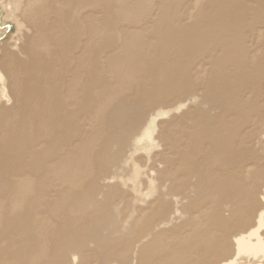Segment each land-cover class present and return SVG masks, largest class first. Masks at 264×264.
<instances>
[{
	"label": "rangeland",
	"instance_id": "obj_1",
	"mask_svg": "<svg viewBox=\"0 0 264 264\" xmlns=\"http://www.w3.org/2000/svg\"><path fill=\"white\" fill-rule=\"evenodd\" d=\"M217 1L218 4L216 0L108 1L94 7V19L80 36L69 33L58 45L46 46L51 65L40 62L47 69H43L46 76H41V105L32 106L33 102L27 100L20 103L13 90L5 96L0 86V111L4 116L0 125L3 130L9 129L6 134L2 132L5 137L0 143V264H181L183 259L186 262L182 264H222L228 259L226 254L236 264H251L245 255H235L234 239L241 226L235 224L239 218L232 216L246 193L230 192L225 186L222 190L227 191L220 192L219 187L223 173L230 177L236 166L243 172L254 167V155L260 158L262 167L264 163V1ZM230 1L232 4H227ZM0 9L10 14L12 8L8 0H0ZM204 15L207 19L203 21ZM181 26L188 30L184 32ZM12 34L1 40L3 69L12 62ZM61 44L63 52L56 51ZM251 72L262 77V86H253L259 96L251 84L244 83ZM26 80L31 83L25 86H35L33 79ZM40 109L44 117L41 120H45L40 128L47 134L39 128L37 141H30L25 153L22 147L28 143L24 137L30 118ZM14 123L19 126L12 136L10 128ZM146 132L151 134L152 142L147 144L152 146L143 144L139 149L136 143L144 135L147 137ZM216 147L221 149L219 155ZM37 156L40 159L35 164ZM28 157L32 161L26 165ZM136 170L140 175L137 183L133 181L137 179L133 174ZM199 180L207 183L200 184ZM25 181L32 183V190L20 196ZM245 181L255 199L260 186H254L251 179ZM208 239L213 240L214 248L207 251ZM176 255L180 256L176 259Z\"/></svg>",
	"mask_w": 264,
	"mask_h": 264
},
{
	"label": "bare ground",
	"instance_id": "obj_2",
	"mask_svg": "<svg viewBox=\"0 0 264 264\" xmlns=\"http://www.w3.org/2000/svg\"><path fill=\"white\" fill-rule=\"evenodd\" d=\"M108 1H113V0H8V4H9V6L12 8L11 9V11H10V14H8L7 12H6V10H4V9H0V10H2L3 11V20H2V24L4 25L5 23H11L14 27H15V31L13 32V34L12 35H10V38H11V42H10V49H11V56H10V58H11V60H12V62H11V64H10V66H7V68L6 69H3V68H0V86H2L1 87V89H2V93L5 95V96H7L9 93H11L12 94V90H13V93L15 94V96H16V99L18 100V102H20L21 103V101L22 100H27V101H29V102H33V104H32V106H34L35 104H36V107L37 106H39V105H41V76L43 75V74H45V76H46V73H43V69H44V67L42 68V65H41V61H44V66H45V64L49 61V55L47 54V53H50V52H47L46 50H45V48H46V46H48V45H51V44H54V45H58L61 41H60V39L63 37L64 39H65V37L66 36H68V35H70L69 33H71V34H73V35H77L78 33H79V36H80V32L81 31H85V29H86V27H87V25H88V27H89V22H90V19L91 18H93L92 17V13H93V9H94V7H99V6H101V5H103L104 3H106V2H108ZM116 1H118V0H116ZM214 1V0H213ZM226 1H228V0H226ZM234 1H236V0H233V2ZM238 1V0H237ZM257 1H264V0H257ZM4 2V1H3ZM209 2V1H208ZM216 2H217V4H218V2L219 1H217L216 0ZM220 2H221V0H220ZM248 2V1H247ZM1 3H2V1H1ZM108 3H110V2H108ZM210 3V2H209ZM223 3V2H222ZM221 3V4H222ZM232 4V2L230 1L229 3L227 2V4ZM212 4V6H214L213 4L214 3H211ZM210 4V5H211ZM221 4H220V7H222L221 6ZM260 4V3H259ZM258 4V5H259ZM4 5V4H3ZM105 5V4H104ZM203 5V4H202ZM209 5V6H210ZM118 6V5H117ZM163 6V5H162ZM215 6H216V4H215ZM246 6V5H245ZM260 6V5H259ZM258 6V7H259ZM7 7V6H6ZM102 7V6H101ZM100 7V8H101ZM115 7H116V5H115ZM130 7V6H129ZM136 7V6H135ZM142 7V6H141ZM164 7V6H163ZM219 6H218V8H220ZM223 7H225V6H223ZM239 7V6H238ZM241 7V6H240ZM262 7V6H261ZM161 8V7H160ZM202 8H203V6H202ZM208 7H206V9H207ZM213 9H214V7H212ZM226 8H227V6H226ZM262 8H264V7H262ZM7 9H9V8H7ZM96 9V8H95ZM123 9V8H122ZM143 9V8H142ZM165 9V8H164ZM205 8H203V10H204ZM247 9L248 10H250L248 7H247ZM246 9V10H247ZM10 10V9H9ZM209 10V9H208ZM225 10V9H224ZM248 10H247V12H248ZM99 11V10H98ZM201 11V10H200ZM207 11V10H206ZM210 11V10H209ZM212 11V10H211ZM215 11V10H214ZM259 11V10H258ZM102 12H104V11H102ZM106 12V11H105ZM228 12V11H227ZM243 12V11H242ZM260 12V11H259ZM199 13V12H198ZM208 13V12H207ZM223 13V12H222ZM221 13V14H222ZM238 13V12H237ZM249 13V12H248ZM253 13V12H252ZM94 14V13H93ZM117 14H118V12H117ZM160 14V13H159ZM202 14H203V12H202ZM201 14V15H202ZM205 14H206V12H205ZM215 14V13H214ZM239 14V13H238ZM251 14V13H250ZM256 14H257V12H256ZM262 14V13H261ZM107 15V14H106ZM207 15V14H206ZM209 15V14H208ZM213 15V14H212ZM236 15V14H235ZM242 15V14H241ZM263 15H264V13H263ZM165 16V15H164ZM199 16H200V14H199ZM205 16V15H204ZM218 16V15H217ZM237 16H239V15H237ZM246 16V18H247V15H244L243 17H245ZM248 16H249V14H248ZM259 16H261V15H259ZM100 17V16H99ZM210 17V16H209ZM219 17V16H218ZM254 17V16H253ZM255 17H256V15H255ZM170 18V17H169ZM197 18V17H196ZM198 18H200V17H198ZM206 18V16L204 17V18H200L201 20H203V19H205ZM211 18H214V17H212L211 16ZM242 18V17H241ZM240 18V19H241ZM94 19V18H93ZM107 19V18H106ZM207 19V18H206ZM245 19V18H244ZM248 19V18H247ZM250 19V18H249ZM259 19H260V17H259ZM263 19V18H262ZM220 20V19H219ZM252 20V19H251ZM10 21H12V22H10ZM93 21V20H92ZM115 21H117V20H115ZM199 21V20H198ZM204 21V20H203ZM241 21V20H240ZM254 21V20H253ZM261 21H263V20H261ZM97 22V21H96ZM100 22V21H99ZM131 22V21H130ZM143 22V21H142ZM201 21H199V23H200ZM246 22V21H245ZM258 22V21H257ZM92 23V22H91ZM136 23V22H135ZM138 23V22H137ZM223 23V22H222ZM181 24V23H180ZM257 24V23H256ZM92 25V24H91ZM101 25V24H100ZM135 25V24H134ZM164 25V24H163ZM205 25V24H204ZM235 25H237V24H235ZM242 25H244V23L242 24ZM241 25V26H242ZM96 26V25H95ZM166 26H168V25H166ZM193 26V25H192ZM195 26H197V25H195ZM209 26V25H208ZM231 26V25H230ZM240 26V25H239ZM246 26V25H245ZM91 27V26H90ZM171 27H173V26H171ZM185 27H186V25H185ZM199 27H201V26H199ZM206 27H207V25H206ZM205 27V28H206ZM226 27V26H225ZM229 27V26H228ZM228 27H227V29H228ZM95 28V27H94ZM181 28V30L183 29L182 28V26L180 27ZM201 28H203V27H201ZM233 28V27H232ZM245 28V27H244ZM248 29L250 28V27H247ZM252 28V27H251ZM84 29V30H83ZM168 29H169V27H168ZM185 29V28H184ZM183 29V30H184ZM235 30H236V28H234ZM239 29V28H238ZM241 29V28H240ZM0 36L1 35H3L4 33H6V31H7V29L6 28H0ZM87 30V29H86ZM96 30V29H95ZM137 30V29H136ZM139 30H141V29H139ZM173 30V29H172ZM186 30H188V29H185L184 30V32L186 31ZM190 30V29H189ZM198 30V29H197ZM203 30V29H202ZM235 30H234V32H235ZM100 31V30H99ZM154 31H155V29H154ZM163 31V30H162ZM162 31H160V32H162ZM166 31H167V29H166ZM165 31V32H166ZM169 31V30H168ZM177 31V30H176ZM192 31V30H191ZM195 31V30H194ZM218 31V30H217ZM159 32V31H158ZM164 32V33H165ZM193 32V31H192ZM202 32V31H201ZM225 32V31H224ZM232 32V31H231ZM244 32V31H243ZM82 33V32H81ZM88 33V32H87ZM157 33V32H156ZM166 33H168V32H166ZM178 33V32H177ZM180 33V32H179ZM181 33H182V31H181ZM214 33H215V31H214ZM9 34H11V33H9ZM8 34V35H9ZM95 34V33H94ZM132 34V33H131ZM136 34V33H135ZM162 34V33H161ZM169 34V33H168ZM171 34H172V32H171ZM173 34H174V32H173ZM189 34V33H188ZM199 34H201V33H199ZM244 34V33H243ZM7 35V36H8ZM86 35V34H85ZM139 35V34H138ZM157 35V34H156ZM163 35V34H162ZM175 35H176V33H175ZM179 35H181V34H179ZM185 35V34H184ZM190 35V34H189ZM193 35L194 34H192V37H193ZM236 35V34H235ZM240 35H241V33H240ZM168 36V35H167ZM167 36H165V38L167 37ZM169 36H170V34H169ZM168 36V37H169ZM182 36V35H181ZM203 36V35H202ZM205 36H206V34H205ZM204 36V37H205ZM215 36V35H214ZM223 36V35H222ZM228 36V35H227ZM75 37V36H74ZM123 37H124V34H123ZM148 37V36H147ZM172 37V36H171ZM174 37H176V36H174ZM185 37V36H184ZM186 37H187V35H186ZM194 37H196V36H194ZM197 37H200V35L199 36H197ZM217 37V36H216ZM228 37H230V36H228ZM62 38V39H63ZM67 38V37H66ZM70 38H71V36H70ZM73 38V37H72ZM79 38V37H78ZM77 38V39H78ZM93 38H94V36H93ZM98 38V37H97ZM161 38V37H160ZM173 38V37H172ZM182 38H183V36H182ZM203 38V37H202ZM208 38V37H207ZM76 39V40H77ZM163 38H161V40H162ZM210 39V38H209ZM209 39H207V40H209ZM176 40H178V39H176ZM189 40V39H188ZM190 40H192V39H190ZM225 40V39H224ZM72 40H70V42H71ZM73 41H74V39H73ZM146 41H147V39H146ZM67 42V41H66ZM69 42V41H68ZM78 42V41H77ZM90 42V41H89ZM161 42H163V41H161ZM167 42V41H166ZM170 42H171V40H170ZM174 42V41H173ZM173 42H171V43H173ZM180 42V41H179ZM182 42V41H181ZM187 42V41H186ZM217 42V41H216ZM63 43V42H62ZM75 43V42H74ZM106 43V42H105ZM145 43V42H144ZM158 43H160V42H158ZM177 43V42H176ZM184 43V42H183ZM182 43V44H183ZM206 43V42H205ZM0 44H1V42H0ZM65 44V43H64ZM120 44V43H119ZM190 44V43H189ZM193 44V43H192ZM203 44V43H202ZM221 44V43H220ZM224 44V43H223ZM229 44V43H228ZM236 44H237V42H236ZM53 45V46H54ZM63 44H61L59 47H57L56 48V51L57 50H59L60 48H61V46H62ZM72 45V44H71ZM70 45V46H71ZM74 45V44H73ZM72 45V47L74 48V46ZM101 45V44H100ZM171 45V44H170ZM186 45V44H185ZM197 45V44H196ZM222 45V44H221ZM225 45V44H224ZM231 45V44H230ZM235 45V44H234ZM52 46V45H51ZM66 46H68V45H66ZM153 46V45H152ZM158 46V45H157ZM179 46V45H178ZM183 46H184V44H183ZM193 46H195V44L193 45ZM205 46V45H204ZM211 46V45H210ZM217 46V45H216ZM50 47V46H49ZM90 47V46H89ZM131 47V46H130ZM151 47V46H150ZM186 47V46H185ZM184 47V48H185ZM188 47H191V46H188ZM187 47V48H188ZM196 47H198V46H196ZM55 48V47H54ZM76 48H78V47H76ZM75 48V49H76ZM133 48V47H132ZM151 48H153V47H151ZM150 48V49H151ZM169 48V47H168ZM173 48V47H172ZM180 48V47H179ZM183 48V47H182ZM182 48H180V49H182ZM205 48H207V47H205ZM228 48V47H227ZM233 48V47H232ZM236 48V47H235ZM47 49V48H46ZM63 49V48H62ZM62 49H60L61 51H62ZM69 49V48H68ZM87 49V48H86ZM99 49V48H98ZM155 49V48H154ZM167 49V48H166ZM176 49H178V48H176ZM199 49V48H198ZM240 49V48H239ZM41 50V51H40ZM51 50V49H50ZM55 50V49H54ZM132 50H134V49H132ZM173 50V49H172ZM183 50V49H182ZM189 50V49H188ZM187 50V51H188ZM192 50H195V49H192ZM234 50V49H233ZM0 51H1V48H0ZM43 51V52H42ZM49 51V50H48ZM56 51H54V52H56ZM64 51H66L65 50V48H64ZM105 51V50H104ZM147 51V50H146ZM166 51V50H165ZM190 51V50H189ZM188 51V52H189ZM197 51V50H196ZM237 51V50H236ZM63 52V51H62ZM75 52V51H74ZM86 52V51H85ZM142 52V51H141ZM172 52V51H171ZM177 52V51H176ZM182 52V51H181ZM188 52H186V53H188ZM191 52V51H190ZM194 52V51H193ZM233 52V51H232ZM67 53V52H66ZM123 53V52H122ZM237 53V52H236ZM52 54V53H51ZM57 54V53H56ZM59 54V53H58ZM60 54H64V53H60ZM70 54V53H69ZM90 54V53H89ZM112 54V53H111ZM179 54H180V51H179ZM182 54V53H181ZM191 54V53H190ZM68 55V54H67ZM118 55V54H117ZM122 55V54H121ZM178 54H176V56H177ZM188 55H189V53H188ZM231 55V54H230ZM51 56V55H50ZM65 56H66V54H65ZM72 56V55H71ZM74 56V55H73ZM85 56V55H84ZM111 56V55H110ZM126 56V55H125ZM194 56V55H193ZM212 56V55H211ZM68 57H69V55H68ZM67 57V58H68ZM122 57V56H121ZM146 57V56H145ZM178 57V56H177ZM177 57H176V59H177ZM187 56H185L184 58H186ZM61 58V57H60ZM64 57H62L61 58V60L63 59ZM73 58V57H72ZM71 58V59H72ZM127 58V57H126ZM38 59V60H37ZM71 59H69V60H71ZM75 59V58H74ZM92 59V58H91ZM117 59V58H116ZM135 59V58H134ZM138 59H139V56H137V58L134 60V62L136 63V62H138ZM213 59V58H212ZM220 59V58H219ZM55 60H57L56 58H55ZM65 60V59H64ZM69 60H68V62H69ZM125 60V59H124ZM146 60V59H145ZM180 59H177V61H179ZM81 61H83V60H81ZM86 61V60H85ZM131 61V60H130ZM182 61V60H181ZM50 62V61H49ZM48 62V63H49ZM90 62H91V60H90ZM129 62V61H128ZM221 62V61H220ZM39 63V65H38V67L37 68H35L36 66H37V64ZM65 63V62H64ZM81 63V62H80ZM182 63H185V62H182ZM211 63V62H210ZM213 63V62H212ZM219 63V62H218ZM15 64H16V66H15ZM50 65H51V63H49ZM54 64V63H53ZM69 64H70V62H69ZM82 64V66H83V63H81ZM90 64V63H89ZM124 64V63H123ZM129 64V63H128ZM137 64V63H136ZM48 65V64H47ZM55 65H56V63H55ZM61 65V64H60ZM64 65V64H63ZM71 65H72V63H71ZM132 65V64H131ZM147 65V64H146ZM213 65V64H212ZM73 66V65H72ZM93 66V65H92ZM50 67V66H49ZM56 67V66H55ZM75 67V66H74ZM87 67H89V66H87ZM134 67V66H133ZM184 67H185V65H184ZM222 67V66H221ZM35 68V69H34ZM48 68V67H47ZM63 68H65V67H62V69ZM71 68V67H70ZM173 68V67H172ZM178 68V67H177ZM49 69V68H48ZM66 69H68L69 70V68H66ZM84 69V68H83ZM91 69V71H92V68H90ZM179 69V68H178ZM224 69V68H223ZM259 69V68H258ZM44 70H47L46 68L44 69ZM51 70H52V67H51ZM87 70H89V69H87ZM116 70V69H115ZM122 70V69H121ZM173 70V69H172ZM175 70V69H174ZM214 70H216L215 68H214ZM49 71V70H48ZM58 71V70H57ZM62 71V70H61ZM67 71V70H66ZM65 71V72H66ZM82 71V70H81ZM117 71V70H116ZM134 71V70H133ZM146 71V70H145ZM182 71V70H181ZM263 71V70H262ZM44 72H46V71H44ZM52 72V71H51ZM83 72V71H82ZM124 72V71H123ZM136 72V71H135ZM139 72V71H138ZM177 72V71H176ZM220 72V71H219ZM229 72V71H228ZM43 73V74H42ZM54 73V72H53ZM56 73H58V72H56ZM62 73V72H61ZM68 73H69V71H68ZM92 75H93V73L92 72H90ZM130 73V72H129ZM172 73H173V71H172ZM226 73V72H225ZM246 73V72H245ZM48 74V73H47ZM50 74V73H49ZM88 74V73H87ZM137 74V73H136ZM175 74V73H174ZM218 74V73H217ZM221 74V73H220ZM227 74V73H226ZM240 74V73H239ZM51 75V74H50ZM49 75V76H50ZM55 75V74H54ZM85 74H83V76H84ZM177 75V74H176ZM187 75V74H186ZM257 75H259V74H256V73H248V74H246V81H248V82H245L244 81V83L245 84H251V86H252V88H254L253 86H258L259 84H260V81L262 80L261 78L262 77H260V76H257ZM44 76V75H43ZM48 76V75H47ZM52 77H54L53 75H51ZM59 76H60V73H59ZM62 76V75H61ZM60 76V77H61ZM118 76H119V74H118ZM179 76H180V74H179ZM178 76V77H179ZM182 76V75H181ZM224 76V75H223ZM66 77V76H65ZM86 77V76H85ZM130 77V76H129ZM176 77V76H175ZM177 77V78H178ZM33 79L34 80V84H35V86H33V87H27V86H25V84H28V83H31V81H29V80H26V79ZM45 78V77H44ZM47 78V77H46ZM56 78V77H55ZM73 78V77H72ZM91 78V77H90ZM131 78H132V76H131ZM228 78V77H227ZM62 79V78H61ZM82 79H84V78H82ZM121 79V78H120ZM208 79H210V78H208ZM232 79H233V77H232ZM264 79V78H263ZM48 80V79H47ZM55 80H57V79H55ZM59 80V79H58ZM87 80H88V78H87ZM130 80V79H129ZM128 80V81H129ZM135 80V79H134ZM169 80V79H168ZM172 80H174V78L172 79ZM176 80V79H175ZM63 81V80H62ZM75 81V80H74ZM132 81V80H131ZM263 81V80H262ZM261 81V82H262ZM51 82V81H50ZM53 82H54V80H53ZM58 82V81H57ZM124 82V81H123ZM167 82V81H166ZM178 82V81H177ZM48 83V82H47ZM62 83V82H61ZM79 83V82H78ZM80 83H81V81H80ZM79 83V84H80ZM83 83V82H82ZM172 85H174V81H172ZM208 83H209V81H208ZM212 83V82H211ZM218 83V82H217ZM243 83V82H242ZM44 84V83H43ZM51 84H52V82L50 83V86H51ZM76 84V83H75ZM79 84H77V85H79ZM124 84H125V82H124ZM132 84V83H131ZM130 84V85H131ZM176 84V83H175ZM210 84V83H209ZM262 84V83H261ZM260 84V85H261ZM264 84V83H263ZM49 85V84H48ZM47 85V86H48ZM55 85V84H54ZM53 85V86H54ZM122 85H123V83H122ZM171 85V86H172ZM259 85V86H260ZM52 86V88H54ZM71 86V85H70ZM171 86L169 87V88H171ZM175 86V85H174ZM173 86V87H174ZM258 86V88H260ZM262 86V85H261ZM76 87V86H75ZM47 88V87H46ZM55 88H56V86H55ZM70 88V87H69ZM73 88H74V86H73ZM79 88V87H78ZM123 88H125V87H123ZM175 88V87H174ZM235 88V87H234ZM255 89V88H254ZM48 90H49V88H48ZM68 90V89H67ZM166 90V89H165ZM256 90V89H255ZM69 91V90H68ZM74 91V90H73ZM168 91H170V90H168ZM257 91V90H256ZM48 92V91H47ZM72 92V91H71ZM161 92V91H160ZM164 92V91H163ZM166 92H167V90H166ZM255 92V91H254ZM253 92V93H254ZM258 92V91H257ZM263 92V91H262ZM51 93V92H50ZM157 93H159V92H157ZM165 93V92H164ZM168 93V92H167ZM44 94V93H43ZM71 94V93H70ZM73 94V93H72ZM71 94V95H72ZM159 94H162V92L161 93H159ZM158 94V95H159ZM166 94V93H165ZM169 94H170V92H169ZM259 92H258V96H259ZM183 95V94H182ZM191 95V94H190ZM189 95V96H190ZM254 95V94H253ZM264 95V94H263ZM22 96H24L23 98H22ZM47 96V95H46ZM162 96V95H161ZM161 96H160V98H161ZM164 96V95H163ZM43 97V96H42ZM48 97V96H47ZM180 97V96H179ZM185 97V96H184ZM255 97V96H254ZM262 97V96H261ZM45 98V97H44ZM159 98V97H158ZM159 98V99H160ZM165 98V97H164ZM46 99V98H45ZM186 99H189V97L188 98H186ZM257 99V98H256ZM263 99H264V97H263ZM262 99V100H263ZM47 101H48V99H46ZM180 100V99H179ZM178 100V101H179ZM190 100V99H189ZM251 100V99H250ZM249 100V101H250ZM174 101V100H173ZM200 101V105H201V102H202V99H200L199 100ZM248 101V102H249ZM253 101H255V98H253ZM253 101H251V102H253ZM192 102H193V99H192ZM257 102V101H256ZM45 103V102H44ZM175 103V102H174ZM173 103V104H174ZM177 103V102H176ZM175 103V104H176ZM179 103V102H178ZM182 103H183V101H182ZM199 103V102H198ZM254 103V102H253ZM184 104V103H183ZM246 104V103H245ZM252 104V103H251ZM44 105V104H43ZM192 105V104H191ZM199 105V104H198ZM45 106V105H44ZM250 106V108H251V105H249ZM252 106H254V105H252ZM179 107H181L180 105H179ZM247 107H248V104H247ZM254 108V107H253ZM0 109H1V106H0ZM174 109H176V108H174ZM240 109V108H239ZM252 109V108H251ZM259 109V108H258ZM257 109V110H258ZM42 110L40 109L39 111H36L35 112V114H34V116H33V118H30V127H29V129H27V134L25 135V137H24V140H27L28 141V143L25 145V146H23L22 147V149L25 151V153L28 151V149L30 148V141L32 142V143H34V140L35 141H37V139H38V133H39V128H40V124H41V121H44L45 122V120H41L42 119V117H43V112H41ZM253 111V110H252ZM42 114V115H41ZM238 114H239V112H238ZM259 114H261V113H258V115ZM160 115H164V114H160ZM257 115V114H256ZM45 116V115H44ZM235 116V115H234ZM260 116V115H259ZM232 117V116H231ZM237 117H238V115H237ZM2 118L4 119V116L1 114V111H0V123H1V121H2ZM31 119L33 120V121H31ZM43 119H44V117H43ZM232 119V118H231ZM234 120H235V118H233ZM244 119V118H243ZM245 119H247V117L245 118ZM233 121V120H232ZM243 121L244 120H242V123H243ZM247 121H250L249 119L247 120ZM229 122H230V119H229ZM19 123V122H18ZM18 123L16 124V123H14L12 126H11V128H10V133H11V135L12 136H14V132H17L18 131ZM234 123V122H233ZM240 123V122H239ZM241 123V124H242ZM43 124H45V123H43ZM231 124H232V122H231ZM243 124H245V122L243 123ZM240 125V124H239ZM246 125V124H245ZM244 125V126H245ZM41 126H43V125H41ZM45 126V125H44ZM234 126V125H233ZM26 127H27V125H26ZM46 127V126H45ZM226 127V126H225ZM227 127H229V126H227ZM240 127H241V125H240ZM240 127H238V128H240ZM43 128V127H42ZM7 128H5L4 130H3V128L1 129V125H0V143L2 144V139L5 137L4 135H3V133L4 134H6V132L9 130V129H7ZM45 129V128H44ZM43 129V130H44ZM155 129V128H154ZM226 129V128H225ZM230 129V128H229ZM3 130V131H2ZM29 130V131H28ZM40 130L42 131V129L40 128ZM151 130V129H150ZM220 131V128L218 127V129H217V131ZM222 130H223V126H222ZM232 130H234V127H233V129ZM231 130V131H232ZM236 131H237V129H235ZM234 130V131H235ZM205 131V130H204ZM3 132V133H2ZM43 132V131H42ZM45 133H46V131H44ZM44 132H43V134H44ZM223 131H221V133H222ZM229 132V131H228ZM41 133V132H40ZM189 133V132H188ZM230 133V132H229ZM229 133H227V134H229ZM47 134V133H46ZM45 134V135H46ZM146 134H147V137L144 135L143 137H142V139L138 142V143H136V147L137 148H139L140 149V147L144 144L145 146H147V147H149L150 148V145L149 144H147V143H150V142H152L151 140V138L152 137H150L151 136V134H150V136H148L149 135V133H147L146 132ZM195 134V133H194ZM206 135H207V133H205ZM219 134H220V132H219ZM226 134V133H225ZM226 134V135H227ZM234 134H236V133H234ZM239 134V133H238ZM44 135V136H45ZM202 135V134H201ZM205 135V136H206ZM222 135V134H221ZM231 135H233L232 134V132H231ZM199 136V135H198ZM223 136V135H222ZM228 136H230V135H228ZM40 137V136H39ZM208 137V136H207ZM231 137H233V136H231ZM42 138H43V136H42ZM42 138H41V140H42ZM92 138H94V137H92ZM191 138V137H190ZM213 138V137H212ZM223 138H227L228 140H229V138L228 137H224L223 136ZM222 138V139H223ZM235 138H236V136H235ZM90 139V138H89ZM151 139V140H150ZM185 139V138H184ZM201 139V138H200ZM40 140V141H41ZM88 140V139H87ZM213 140H214V138H213ZM221 140V139H220ZM216 141V140H215ZM223 141V140H222ZM225 141H227L226 139H225ZM233 140H231L230 142H232ZM39 142V141H38ZM88 142V141H87ZM220 143V142H219ZM228 143V142H227ZM91 144V143H90ZM218 144V143H217ZM229 144V143H228ZM232 144V143H231ZM230 144V145H231ZM92 145V144H91ZM223 145V144H222ZM229 145V147H231ZM245 145V144H244ZM152 146V145H151ZM217 146V145H216ZM218 146H220V145H218ZM91 147V146H90ZM86 148V150L88 151L89 149H91V148ZM143 148H145V147H143ZM199 148V147H198ZM222 148V147H221ZM235 148V147H234ZM154 149V148H153ZM79 150V149H78ZM145 150V149H144ZM187 150V149H186ZM216 150H217V147H216ZM220 151H221V149H219ZM219 150H217V153L219 152ZM222 150H223V148H222ZM80 151V150H79ZM149 151V150H148ZM189 151V150H188ZM195 151V150H194ZM234 151V150H233ZM238 151V150H237ZM91 152V151H90ZM147 152V151H146ZM184 152V151H183ZM187 152V151H186ZM78 153V152H77ZM216 153V152H215ZM221 153V152H220ZM220 153H218V155L220 154ZM246 153V152H245ZM89 154V153H88ZM223 154V153H222ZM230 154V153H229ZM251 154V153H250ZM258 155H262L261 153H257ZM81 155H82V152H81ZM232 155V154H231ZM26 156H28L27 154H26ZM73 156V155H72ZM78 156V155H77ZM220 156H222V155H220ZM245 156V155H244ZM90 157V156H89ZM218 157V156H217ZM224 157V156H223ZM73 158V157H72ZM83 158V157H82ZM221 158V157H220ZM253 158H255V163L254 162H252V163H254V167H251V168H249L247 171H246V168L244 169V172H243V169L241 170L240 168H237V166H236V169H234L235 171L234 172H229V173H231V175H230V177H228V174L226 173V174H224L223 173V176H222V179L220 180V192H222V191H224V190H226V188H228V190L230 191V192H233V191H243V193H244V191H245V193H246V195L244 196L245 197V200L243 199V202H242V204L241 205H239L238 207L237 206H235V209H233V211H232V216L234 217V218H236V217H238L239 219L238 220H236L235 221V224H237L236 226H241L240 228H237V230L238 229H240V234H238V235H236L235 236V239H234V242H235V248H236V253H235V255H245L246 256V258H244V259H248V258H250L251 259V261H249V263H251V264H262V263H264V163H263V167L261 166V160H260V158L258 157V156H255L254 155V157ZM39 159H40V157L39 156H37V158L35 157V164L37 163V162H39ZM70 159V158H69ZM76 159V158H75ZM66 160V159H65ZM79 160V159H78ZM226 160V159H225ZM254 160V159H253ZM31 161H32V159H30L29 157H28V160L25 162V164L27 165L29 162L31 163ZM85 161V160H84ZM65 162V161H64ZM72 162V161H71ZM75 162V161H74ZM81 162V161H80ZM86 162V161H85ZM216 162V161H215ZM82 163V162H81ZM129 163V162H128ZM127 163V164H128ZM251 163V164H252ZM66 164V163H65ZM79 164V163H78ZM126 164V165H127ZM62 165V164H61ZM76 165V164H75ZM83 165V164H82ZM81 165V166H82ZM85 165V164H84ZM225 165V164H224ZM239 165V164H238ZM71 166H72V164H71ZM129 166V165H128ZM244 166V165H243ZM251 166H253V165H251ZM65 167V166H64ZM126 167V166H125ZM62 168V167H61ZM84 169V168H83ZM58 170V169H57ZM62 170V169H61ZM60 170V171H61ZM63 170H65V169H63ZM70 170V169H69ZM82 170V169H81ZM87 170V169H86ZM91 170V169H90ZM135 170V169H134ZM138 170H139V168H138ZM138 170H136L135 171V173H133V174H135V176H136V180H134L133 179V181H135V183H137V181H139L138 180V178L140 177V175H139V172H138ZM74 171V170H73ZM230 171V170H229ZM63 172V171H62ZM68 172V171H67ZM85 172V171H84ZM120 172V171H119ZM87 173V172H86ZM214 173V172H213ZM59 174V173H58ZM72 174V173H71ZM246 174H247V177H246V179L247 180H249V179H251V180H253V182H254V186H260V188H259V190H258V194H257V197L255 196V199L253 198V195H254V193L251 191V189H250V187H249V183L248 182H246L245 180L246 179H244V176H246ZM61 175H62V173H61ZM63 175H64V173H63ZM132 175V174H131ZM216 175V174H215ZM72 176V175H71ZM70 176V177H71ZM133 177V176H132ZM146 177V176H145ZM149 177V176H148ZM216 177V176H215ZM64 178V177H63ZM201 179V178H200ZM203 179H205V178H202L201 180H203ZM210 179V178H209ZM201 180H199V182H200V184H201V182L203 183V182H206L207 181V179H206V181L204 180V181H201ZM218 180V179H217ZM218 180V181H219ZM31 181V180H30ZM30 181H25V182H23L22 183V189H21V192H20V196H22V195H25L26 193H27V191H28V189H31L32 190V183L30 182ZM143 181H144V179H143ZM212 181V180H211ZM215 181V180H214ZM217 181V182H218ZM33 182H35V181H33ZM147 182V181H146ZM209 182H210V180H209ZM208 182V183H209ZM134 183V184H135ZM141 183V182H140ZM207 183V182H206ZM212 182H210V184H211ZM31 184V185H30ZM35 184V183H34ZM39 184V183H38ZM129 184H131V183H129ZM204 184V183H203ZM209 184V185H210ZM214 184H215V182H214ZM214 184H212L213 185V187H214ZM217 184V183H216ZM216 184H215V187L217 188V186H216ZM142 185V184H141ZM149 185V184H148ZM197 185H199V183H197ZM196 185V186H197ZM133 186V185H132ZM143 186V185H142ZM206 186V185H205ZM226 187L224 190H222L223 189V187ZM42 187V186H41ZM135 187V186H134ZM141 187V186H140ZM201 187H203V186H201ZM36 188V187H35ZM38 188L40 189V187L38 186ZM137 188H139V187H137ZM197 188H199V186L197 187ZM34 189V188H33ZM135 189V188H134ZM153 189V188H152ZM200 189V188H199ZM203 189V188H202ZM38 190V189H37ZM42 190V189H41ZM140 190V189H139ZM192 190H194V189H192ZM204 190V189H203ZM205 190H207V186H206V189ZM208 190H209V188H208ZM212 190V189H211ZM35 191V190H34ZM135 191V190H134ZM196 191V190H195ZM198 191V190H197ZM227 191V190H226ZM38 192H40V190L38 191ZM37 192V193H38ZM201 192V191H200ZM206 192V191H205ZM204 192V193H205ZM136 193V192H135ZM193 192H191L190 194H192ZM195 193V192H194ZM212 193H213V191H212ZM214 193H216L215 191H214ZM226 193V192H225ZM35 194V193H34ZM39 194V193H38ZM41 194V193H40ZM138 194H140L139 192H138ZM195 194H197V192L195 193ZM223 194V193H222ZM231 196H233V193H229ZM215 195V194H214ZM216 195H218V194H216ZM228 195V194H227ZM136 196V195H135ZM185 196H186V194H185ZM213 196V195H212ZM219 196V195H218ZM225 196V195H224ZM38 197H39V195H38ZM139 197V196H138ZM140 197H141V194H140ZM156 197V196H155ZM187 197H189V196H187ZM214 197V196H213ZM220 197V196H219ZM142 198H144V197H142ZM217 198V197H216ZM40 199V198H39ZM163 199V198H162ZM220 199V198H219ZM37 200V199H36ZM141 200V199H140ZM158 200V199H157ZM185 200H186V198H185ZM156 202V201H155ZM187 203V202H186ZM186 203L183 205L184 206V208L186 209H188V207H186ZM189 203V202H188ZM187 203V204H188ZM191 203V202H190ZM241 203V202H240ZM181 205V204H180ZM181 205V206H182ZM238 205V204H237ZM190 206H191V204H190ZM189 206V207H190ZM182 209V208H181ZM184 210V209H183ZM232 210V209H231ZM182 211V210H181ZM184 212V211H183ZM183 212H182V214H183ZM206 212V211H205ZM201 213V212H200ZM207 213V212H206ZM181 214V213H180ZM178 215V214H177ZM184 215H185V213H184ZM183 215V216H184ZM202 215H204V214H202ZM206 216H207V214H205ZM204 215V216H205ZM196 216V215H195ZM204 216H202L204 219H206ZM180 217V216H179ZM233 218V219H234ZM172 219V218H171ZM209 219V218H208ZM177 220H178V218H177ZM203 220V219H202ZM207 220V219H206ZM174 221H176L175 220V217H174ZM193 221V220H192ZM195 221H196V219H195ZM201 221V220H200ZM208 222H210L209 220H207ZM169 221H167L166 223H168ZM203 222V221H202ZM194 223V222H193ZM127 224V223H126ZM131 224V223H130ZM195 224V223H194ZM199 224V223H198ZM205 224H206V221H205ZM209 224V223H208ZM220 224V223H219ZM223 224V223H222ZM101 225H103V224H101ZM115 225V224H114ZM199 225H201V223L199 224ZM119 226H121V225H118V227ZM209 226H210V224H209ZM219 226V225H218ZM235 226V225H234ZM98 227H100V225H98ZM107 227V226H106ZM131 227V226H130ZM200 227V226H199ZM220 227H221V224H220ZM226 227V226H225ZM96 228H97V226H96ZM95 228V229H96ZM116 228V227H115ZM121 228H122V226H121ZM196 228V227H195ZM224 228V227H223ZM228 228V227H227ZM101 229H105V228H101ZM229 229V228H228ZM93 230V229H92ZM97 230V229H96ZM120 230V229H119ZM130 230V229H129ZM236 230V229H235ZM100 231V230H99ZM117 230H115V232H116ZM225 231V230H224ZM91 232V231H90ZM166 232V231H165ZM211 232V231H210ZM112 233V232H111ZM111 233H110V236H111ZM118 233V232H117ZM164 233V232H163ZM162 232H161V234H163ZM204 233H206V232H204ZM204 233H202V234H204ZM208 233V232H207ZM214 233V232H213ZM218 233V232H217ZM93 234V233H92ZM160 234V233H159ZM161 234H160V236H161ZM202 234H201V236H202ZM216 234V233H215ZM221 234V233H220ZM158 235V234H157ZM207 235V234H206ZM205 235V236H206ZM213 235V234H212ZM102 236V235H101ZM108 235H106V238H108L107 237ZM127 235H125V237H126ZM159 236V235H158ZM201 236H199V237H201ZM123 237H124V235H123ZM153 237H155V236H153ZM169 237V236H168ZM171 237V236H170ZM203 237V236H202ZM221 237V236H220ZM105 238V237H104ZM204 238H206V237H204ZM212 238H215V237H212ZM90 239V238H89ZM92 239V238H91ZM100 239H103V237L102 238H100ZM100 239H98L99 241H100ZM158 239H159V237H158ZM201 238H199V240H200ZM203 239V238H202ZM207 239V238H206ZM210 239V238H209ZM207 240L206 242H205V249L208 251L209 250V248L211 247V248H214L213 246H214V243H213V240L211 241V240ZM104 240V239H103ZM106 240V239H105ZM104 240V241H105ZM119 240V239H118ZM152 240H154V239H152ZM157 240V239H156ZM162 240V239H161ZM198 240V241H199ZM204 240V239H203ZM216 241H217V239H215ZM221 240V239H220ZM92 241V240H91ZM90 241V242H91ZM95 241H96V238H95ZM98 241V242H99ZM107 241H108V239H107ZM106 241V242H107ZM170 241H173V240H170ZM197 241V242H198ZM101 242V241H100ZM99 242V243H100ZM151 242V241H150ZM154 242H155V240H154ZM160 242V241H159ZM203 242V241H202ZM215 242V241H214ZM102 243V242H101ZM101 243H100V245H101ZM152 243H153V241H152ZM152 243H150V244H152ZM157 243V242H156ZM171 243V242H170ZM102 244H104V242L102 243ZM173 244H174V242H173ZM197 244H199V243H197ZM146 245V244H145ZM155 244H153V246H154ZM157 245V244H156ZM163 245V244H162ZM148 246H149V244H148ZM147 245L146 246H144V247H148ZM193 246V245H192ZM217 246V245H216ZM143 247V248H144ZM150 247V246H149ZM161 247V246H160ZM168 247V246H167ZM165 248V247H164ZM192 248V247H191ZM195 248V247H194ZM198 248V247H197ZM201 248V247H200ZM158 249H160V248H158ZM161 249H163V248H161ZM187 250H189V249H187ZM214 250H216V249H214ZM184 251V250H183ZM186 251V250H185ZM187 252V251H186ZM185 252V253H186ZM175 253H176V251H175ZM189 253V252H188ZM204 253V252H203ZM178 254V253H177ZM183 254V253H182ZM181 253H180V255H182ZM191 254V253H190ZM194 254H196V253H194ZM180 255H176L175 256V258L176 257H178V256H180ZM185 255V254H184ZM183 255V256H184ZM186 255L188 256L189 254H187L186 253ZM185 255V256H186ZM220 255H222V253L220 254ZM224 255V254H223ZM182 256V257H183ZM192 256V255H191ZM228 259H229V254H226L225 255ZM190 257V256H189ZM189 257H187V259L189 258ZM172 258H173V256H172ZM171 258V259H172ZM198 258V257H197ZM201 258V257H200ZM221 258V257H220ZM224 258V257H223ZM177 259V258H176ZM182 259V258H181ZM180 259V260H181ZM227 259V261H226V259H225V261L226 262H224L223 261V263L222 264H236V261H231L230 259L228 260ZM174 260V259H173ZM183 260H185V259H183ZM183 260H181V261H179V262H181V264H182V262H184ZM189 260V259H188ZM187 260V261H188ZM198 260H200V259H198ZM203 260V259H202ZM210 260V259H209ZM212 260V259H211ZM237 261H239L240 262V259H236ZM175 261V260H174ZM173 261V262H174ZM190 261H191V259H190ZM206 261H208V260H206ZM254 263H253V262ZM185 262H186V260H185ZM189 262V261H188ZM168 263H170L169 261H168ZM172 263V262H171ZM177 263V262H176ZM194 263V262H193ZM202 263V262H201ZM209 263V262H208ZM175 264V263H174ZM179 264V263H178ZM184 264V263H183ZM185 264H189V263H185ZM195 264V263H194ZM198 264V263H197ZM200 264V263H199ZM207 264V263H206Z\"/></svg>",
	"mask_w": 264,
	"mask_h": 264
},
{
	"label": "water",
	"instance_id": "obj_3",
	"mask_svg": "<svg viewBox=\"0 0 264 264\" xmlns=\"http://www.w3.org/2000/svg\"><path fill=\"white\" fill-rule=\"evenodd\" d=\"M3 15H4L3 11L0 10V28H6L7 29L6 33H4L3 35L0 36V42L2 39L6 38L9 33H13L15 31V27L11 23L7 22L4 25L2 24Z\"/></svg>",
	"mask_w": 264,
	"mask_h": 264
}]
</instances>
